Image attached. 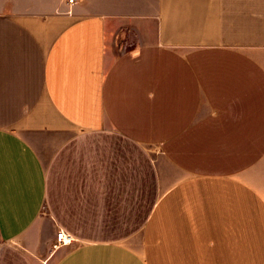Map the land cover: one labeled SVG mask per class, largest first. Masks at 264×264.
Segmentation results:
<instances>
[{"label":"crops","instance_id":"crops-1","mask_svg":"<svg viewBox=\"0 0 264 264\" xmlns=\"http://www.w3.org/2000/svg\"><path fill=\"white\" fill-rule=\"evenodd\" d=\"M0 264H264V0H0Z\"/></svg>","mask_w":264,"mask_h":264},{"label":"rangeland","instance_id":"rangeland-1","mask_svg":"<svg viewBox=\"0 0 264 264\" xmlns=\"http://www.w3.org/2000/svg\"><path fill=\"white\" fill-rule=\"evenodd\" d=\"M42 216L44 218L43 220V224L41 226V234H42V238L46 239L52 232L55 233L56 235V229L53 228L49 223V220L47 219V215L45 213V210L42 211ZM53 247V246H52Z\"/></svg>","mask_w":264,"mask_h":264},{"label":"built area","instance_id":"built-area-1","mask_svg":"<svg viewBox=\"0 0 264 264\" xmlns=\"http://www.w3.org/2000/svg\"><path fill=\"white\" fill-rule=\"evenodd\" d=\"M73 0H69L72 2ZM70 237L66 235L62 230H58L55 235V243L53 245L54 248L59 247L61 245H65L70 242Z\"/></svg>","mask_w":264,"mask_h":264}]
</instances>
